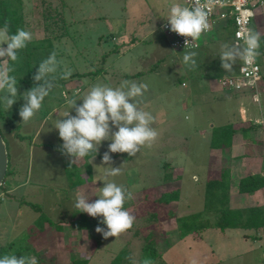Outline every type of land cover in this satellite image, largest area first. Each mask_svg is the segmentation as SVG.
Masks as SVG:
<instances>
[{
    "label": "rangeland",
    "instance_id": "1",
    "mask_svg": "<svg viewBox=\"0 0 264 264\" xmlns=\"http://www.w3.org/2000/svg\"><path fill=\"white\" fill-rule=\"evenodd\" d=\"M181 1H12L22 18L19 27L30 31L33 40L23 49L17 62H9L14 68L11 74L24 80V83L17 85V101L9 110L0 102V130L7 144L12 170L0 188V257L14 253L17 256H35L39 264H71L73 259L79 262L87 260L86 264H109L118 253L129 249L134 264H138L148 232L159 254L153 264H248L251 258L255 259L253 256L257 257L255 253H240L242 246L237 236L226 239L234 236L238 229L220 231L212 228L201 235H179L176 217L195 215L202 209L210 169L228 168L231 175L230 191L238 193L234 177L239 175L240 167L245 165L241 162L243 159H239V163L229 161L225 155L227 146L214 148L211 145L214 138H222L220 126L229 124L224 120L226 111L239 112V95L230 94L228 97V93L232 92L218 85L216 80L224 73L222 70L215 75L216 78L206 76L214 93L205 102L203 97L206 94L202 87L196 86L195 90L192 82L207 72V64L199 65L196 58L206 62L215 52L204 50L203 45L194 49L175 50L170 46L169 37L162 28L170 6L173 3L181 4ZM254 9L256 15L251 29L262 34L258 60L264 63V9L259 6ZM222 31L232 42L229 29L219 28L218 33ZM191 51L197 53L194 58L195 67L183 62L184 54ZM52 52L56 53L60 63L55 78L61 76L60 73L65 69H71L72 75L65 81L54 82L42 108L32 120L23 122L19 115V109L25 103L22 93L36 85L33 76L38 65ZM220 53L218 51L215 54V66ZM239 62L236 63L237 67ZM123 81L148 85L144 96L138 99L139 107L155 118L152 124L158 133L155 142L143 147L136 156L111 153V166L122 168L121 175L116 177L106 174L111 166L102 164V157L98 155L92 163L89 157L90 169L86 166L85 157L70 166L69 157L59 150L63 141L58 129L53 126L58 111L66 107V97L84 95L94 85L116 88ZM201 83L203 80L198 81V84ZM260 88L257 92L258 101H253L251 92L246 93H249L248 100L253 108L259 112L258 122L262 132L259 141L264 150V116L261 115V111L264 113V81ZM82 103V99L77 100V105ZM69 111L75 115L74 109ZM232 124L237 127L243 125L240 121ZM238 132L245 138L251 134V131L244 129ZM18 133L28 135L30 139L22 140ZM109 143L111 141H104L99 147L98 152L102 156L108 150ZM215 152L225 156L216 164ZM31 154L32 159L29 161ZM28 164H34L33 176L40 170L43 175L44 170L45 178L51 180L47 181L42 176L45 182L38 187L37 194L30 190L35 188L24 176L26 171H30ZM256 171L245 168L242 174ZM178 176L180 182H175ZM22 178H25L24 181ZM104 181L123 185L131 193V199L126 201L125 206L136 218L131 229L108 239L95 231L102 217L90 216L92 220H78V223L73 219L74 223L71 224L75 194L84 190L90 195H98ZM176 188H180L178 200L166 205L153 204L152 200L163 192ZM70 190H76V193L69 195ZM96 195H92L89 202L98 199ZM242 196L232 198V208L241 204L250 207L264 205V192L261 193V200L257 201L253 197L249 199L246 194ZM144 198L149 200L147 205H150L146 211L143 205L134 207L135 203ZM27 202L41 205L42 218L51 219L55 225L43 223L41 231L37 221L38 212L35 214ZM171 209L176 211L175 217L168 215ZM153 211L157 212V223L153 220L155 217L151 218L150 212ZM151 220L153 224H150ZM100 226L107 227L103 224ZM245 232L249 238L253 234L264 235V227ZM245 232L241 231L243 234ZM259 239H254V243H259ZM214 250L218 257H214ZM226 252L228 256L224 255L223 260H220V255Z\"/></svg>",
    "mask_w": 264,
    "mask_h": 264
},
{
    "label": "clouds",
    "instance_id": "2",
    "mask_svg": "<svg viewBox=\"0 0 264 264\" xmlns=\"http://www.w3.org/2000/svg\"><path fill=\"white\" fill-rule=\"evenodd\" d=\"M219 0H188L187 5L173 3L165 17L170 31L185 37V45L198 41L202 35L210 30L209 16L212 5ZM191 38L189 40L188 38ZM262 34L253 29H246L241 35L242 43H225L219 55L221 67L226 72L233 71V65L238 61L252 64L261 54L260 41ZM33 40L30 31L18 28L15 33L10 32L7 21L0 26V102L6 110L12 108L17 101V80L11 73L14 68L9 62L19 60V52L25 49ZM6 45V47H4ZM197 53L187 52L183 62L190 67L196 66ZM60 68L55 52H52L38 65L33 76L36 85L22 93L25 103L19 109L23 122L33 119L42 108L43 102L49 96L54 86L55 75ZM61 78L68 79L72 75L71 69L60 73ZM148 90V85L143 83H129L123 81L119 87L113 88L105 85H94L84 95L77 94L76 98L66 97V107L58 111L55 124L63 144L59 146L62 154L69 157L70 166L84 157L90 156V163L99 151L104 141H111L108 150L103 153L102 164L112 163L111 153H127L136 156L145 146L155 142L158 133L152 127L154 116L139 107L140 100ZM83 103L77 105V100ZM70 109L75 110V115L70 114ZM113 128L117 129L113 131ZM122 168L110 167L107 175L116 177L121 175ZM96 195V194H92ZM81 190L75 194L73 207L78 212L87 213L93 218L102 217L95 231L104 239L118 237L133 227L135 216L125 207L131 193L123 185L115 182L104 181L100 187L99 198L89 202L92 196ZM107 227H101L100 225ZM0 264H39L35 256L5 254L0 257ZM144 264H151L145 260Z\"/></svg>",
    "mask_w": 264,
    "mask_h": 264
},
{
    "label": "trees",
    "instance_id": "3",
    "mask_svg": "<svg viewBox=\"0 0 264 264\" xmlns=\"http://www.w3.org/2000/svg\"><path fill=\"white\" fill-rule=\"evenodd\" d=\"M14 1V0H12ZM11 0H0V26L4 24L5 21L9 23L10 26V32L15 33V31L20 28V21L22 20L20 13L15 9L13 3ZM229 25L232 26V36L234 26L232 23ZM21 50L19 52V57L22 54ZM71 77V76H70ZM69 79V78H68ZM17 85L20 83H24V80L22 78H16ZM65 81V79L61 78V76H58L54 79V82H60ZM222 130V138H214L211 142L212 147H221L222 146H230L232 141V135L234 134L235 129L232 125H224L220 126ZM1 133V130H0ZM2 134V133H1ZM20 139H30L28 135H24L21 133L17 134ZM221 140V142H219ZM7 145V144H6ZM57 147V146H54ZM99 157H102V154L99 152L96 154ZM128 155V154H127ZM90 156L85 157L86 158V166L88 169H90V163L88 161ZM209 171V170H208ZM210 174L206 178L205 183V193H204V205L202 209H200L195 215L193 214H187V215H181L176 217L177 222V228L179 231V235L181 237H185L189 234L192 236L201 235L205 233L207 230H211L212 228H218L220 231L230 230V229H241L242 231H249L254 230L257 231L259 228L264 227V205L260 206H252V207H246V208H232L230 206V170L228 168H222V169H210ZM12 173L10 163L8 162V168L7 173L5 176L6 178ZM4 180V182H5ZM3 182V183H4ZM3 185V184H2ZM2 187V186H1ZM264 187V174L261 173H252L245 175L236 183V190L239 193H247V194H253L257 190ZM180 194V188H176L174 190L165 191L163 192L157 199L152 200L153 204H162L166 205L169 204L172 201L178 200ZM148 199H141L137 203L134 204V207L139 208L142 205L144 206V210L148 208L147 202ZM28 205L34 209L36 212H38L37 221L40 225L41 231L43 230L44 226L43 223H48L49 225H55V223L49 218H42L43 217V210L41 205L34 204L32 202H27ZM139 206V207H138ZM126 208V206L124 205ZM146 211V210H145ZM152 214L151 218L155 217L153 220L154 222L157 220V212L153 211L150 212ZM169 216L175 217L176 211L174 209L168 210ZM76 214V216L74 215ZM74 214L73 219H76V222L78 223V220L81 221H88L91 219L89 215L86 213L78 212L77 209L74 208ZM78 215V218H77ZM72 218V217H71ZM72 219L71 224L74 223V220ZM92 220V219H91ZM153 220L149 221L150 224H153ZM153 222V223H152ZM157 223V222H155ZM87 225V223H86ZM56 227V226H55ZM59 227V225H58ZM89 227V226H86ZM139 233V232H138ZM146 235V234H145ZM243 236H246V232L242 234ZM257 234H253L250 238H255ZM151 233H147V238H145L147 241L144 242V244L141 247V253L139 254L138 264H144L145 260H150L151 264H153L156 260V257L159 255L157 252V248L155 246L154 239L150 238ZM262 238V237H261ZM155 246V247H154ZM127 251L122 250V253H118L112 260L109 262V264H134V257L131 252V250L126 249ZM224 255L228 256V252L223 253L220 255V260H223L222 258ZM225 256V257H227ZM87 260L78 261L77 259H73L71 264H86Z\"/></svg>",
    "mask_w": 264,
    "mask_h": 264
},
{
    "label": "crops",
    "instance_id": "4",
    "mask_svg": "<svg viewBox=\"0 0 264 264\" xmlns=\"http://www.w3.org/2000/svg\"><path fill=\"white\" fill-rule=\"evenodd\" d=\"M218 27L219 28L226 27V28L229 29L230 38L232 39V42H229V38L226 36V34H224V31L218 33L219 28H216L214 30V32L209 36V38H205L201 42L200 46L203 45L204 50H209V51L215 52L210 58H208V60L206 62H204L203 59L199 60L198 58H196V60L198 61L199 65L200 64L201 65H206L207 64V69H206L207 72L205 71L206 73L204 74V76H200V79H193V81H192L195 84L194 85V89L195 90H196V86L202 87L203 92L206 94L203 97L204 102L207 99H209L208 96H212L213 93H214L213 88L211 87L210 80L208 78H206V76L208 75L211 78H213L219 72V70H222V72H224L221 76L235 75V74L239 73V68H240V65L242 63L240 61L238 67H237V64L233 65V70H235V72L238 70L236 73L234 71L226 72L221 67V60H220V57L217 55L218 59H216V58L215 59L218 62V64H216V66L214 65L213 60H214L215 54L218 51L221 52V49H222L223 45L225 43L234 44V38L232 36V29H233L232 26L231 25H223V26L218 25ZM205 45H208V46H205ZM203 55L206 56L205 54H203ZM261 64L264 66L263 62H261ZM221 76H219L217 78V80H216L217 83H218V79ZM200 80H203V83L205 82V84L204 85H203V83L198 84V81H200ZM263 81L264 80H262L259 83L257 90L245 89V90H242V91H230L232 93H228V95H227L228 97H230L231 95H233V96L239 95L238 98L236 97L238 99L237 101H238V105H239V108H238L239 112L236 113V111L233 110V112L231 111L230 113H227L228 111H226V113H225L226 117H225L224 120L226 121V123H229V124H223V126L224 125H232L233 128L235 129L234 134L232 135L234 139H232L230 146H228V148L226 149L225 155L227 156V158H229L230 162L232 161L233 163H236L237 161H239V159H243V160H241V162L245 163V165H242L240 167L241 171H239L240 172L239 175L234 177L235 178V180H234L235 185H236L237 181L239 180V178L245 176V174H242V170L244 171L245 168H248V171L249 170H252V171H256L257 170L256 172H251L249 174H252V173L264 174L263 173V171H264V150L260 147L262 145V143H260V141H259V138L261 137V134H262V132L260 131L259 122H258L259 121V117H258V113L259 112H258V110L253 108V104L250 103V100H248L249 96L247 94H249V93H246V92H251V95L253 97L252 98L253 101L254 100L258 101L259 100V96H258L257 92H258L259 88L261 87V83ZM218 85H219V83H218ZM262 89L264 91V88H262ZM260 90H261V88H260ZM192 93L195 94L194 90H192ZM260 111H261V109H260ZM261 115L264 116V113L262 111H261ZM236 121L242 122L243 125L241 127L234 126L232 123L236 122ZM253 121L256 122V124L253 123ZM243 129L247 130V131H251L250 136L247 137V138H250V139L245 138L244 136H242V133L238 132L239 130H243ZM251 139L252 140L255 139L254 140L255 143H253ZM258 143H260V145H258ZM247 147H250V149L247 148ZM220 152L222 153V151H220ZM215 153H216V155H215V160L214 161H215V164H216V163H218L220 161L221 158H223L225 156L224 155H219L217 152H215ZM216 156H219V157H216ZM228 156H230V157H228ZM30 157L31 158H29V161H31V159H32V154H31ZM239 162H237V163H239ZM258 163H260V164L258 165ZM236 165H238V164H236ZM28 167H31L30 171H29V173H27V171H26V175H24V176L28 180V183L32 187L35 188V190H33V189H30V190L32 192H34V194H37L38 191H39L38 187L41 186L42 184H44L43 182H45V180H43V177L45 178V176H44L45 172L42 169L43 170V175H42V172H40L41 171L40 170L39 172H37V174L35 173L36 176H33L32 175V170H33L32 167H34V164H33V166L28 164ZM246 175H248V174H246ZM24 179L22 178V181H24ZM45 179L47 181H51V180H49L47 178H45ZM175 182H180V177L179 176L175 178ZM262 192H264V187L259 189V190H257L253 194L239 193V192L236 193L235 191H232L231 192V196H230V206L233 204L232 198L237 196V195H240L241 198H243L242 195L246 194L247 197H250L249 199H252V197H253V199H255L257 201V200H261V193ZM75 193H76V190H74L72 192L70 190V192H68L69 195H71V194L74 195ZM11 197H13V196H11ZM244 205L245 204H241L239 206H235V208L250 207V206H244ZM34 212H35V214L37 213L36 211H34ZM22 213H23V211H21V214ZM73 218L74 217L72 216V219ZM237 231H236V234L234 236L226 237V239H231L232 237H236L237 236V241H239L240 245L242 246V249L240 251V253H242V255H248V254H251V253H252V255L254 253L257 254V257L253 256V258H255V259L251 258L249 260L248 264H264V235H259L258 234L256 237L260 236V237H258V238H260L259 239V243H257L258 241H255V243H254L253 240L255 238L252 239V238L243 236L242 235L243 233H241V231H242L241 229H238ZM256 243H257V245H256ZM212 253H215V255H216L217 251L214 250V251H212ZM214 257H218V256L216 255Z\"/></svg>",
    "mask_w": 264,
    "mask_h": 264
},
{
    "label": "built area",
    "instance_id": "5",
    "mask_svg": "<svg viewBox=\"0 0 264 264\" xmlns=\"http://www.w3.org/2000/svg\"><path fill=\"white\" fill-rule=\"evenodd\" d=\"M206 3V0H203ZM188 0H182V5H187ZM264 9V0H219L212 5V12L209 16L210 30L202 35L195 42H189L185 45V37L170 31L169 27H165L168 21L165 20L162 24L164 32L169 37L170 46L175 50L194 49L201 45L205 38L214 32L218 25L233 24L234 44L242 43L240 37L246 29H251L252 20L255 17L254 7ZM191 40V38H188ZM264 80V66L258 60V57L252 64L240 65L239 73L235 75L221 76L218 79L219 85L226 90L242 91L245 89L257 90L259 83Z\"/></svg>",
    "mask_w": 264,
    "mask_h": 264
},
{
    "label": "water",
    "instance_id": "6",
    "mask_svg": "<svg viewBox=\"0 0 264 264\" xmlns=\"http://www.w3.org/2000/svg\"><path fill=\"white\" fill-rule=\"evenodd\" d=\"M8 162H9V157H8L7 145L2 134L0 133V188L5 180V176L8 168Z\"/></svg>",
    "mask_w": 264,
    "mask_h": 264
}]
</instances>
